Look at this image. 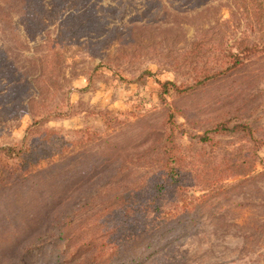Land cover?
<instances>
[{
	"label": "rangeland",
	"instance_id": "1",
	"mask_svg": "<svg viewBox=\"0 0 264 264\" xmlns=\"http://www.w3.org/2000/svg\"><path fill=\"white\" fill-rule=\"evenodd\" d=\"M262 142L264 0H0V264H264Z\"/></svg>",
	"mask_w": 264,
	"mask_h": 264
},
{
	"label": "trees",
	"instance_id": "2",
	"mask_svg": "<svg viewBox=\"0 0 264 264\" xmlns=\"http://www.w3.org/2000/svg\"><path fill=\"white\" fill-rule=\"evenodd\" d=\"M233 59H234L233 64L230 68L236 66L237 63H239L237 56H233ZM157 83L159 84V87H160V94L163 96L169 94L171 90L175 91V92L182 91L181 88H179L177 85H175L169 81L161 82L160 80H158ZM219 129L226 130L225 128H222V127H218L217 130H219ZM239 129H245V126L238 125V126H233L231 128V130H239ZM262 145L264 146V142H262ZM2 150H3L2 155L5 157L7 156L8 158L12 157L16 153V150L14 148H6V149H2ZM17 157H18V154H17Z\"/></svg>",
	"mask_w": 264,
	"mask_h": 264
}]
</instances>
